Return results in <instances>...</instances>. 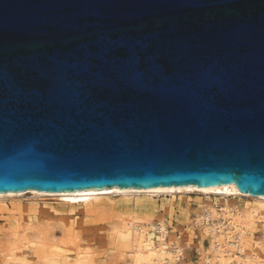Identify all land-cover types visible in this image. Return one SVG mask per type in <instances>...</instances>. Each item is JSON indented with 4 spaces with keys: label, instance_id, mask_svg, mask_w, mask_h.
<instances>
[{
    "label": "water",
    "instance_id": "1",
    "mask_svg": "<svg viewBox=\"0 0 264 264\" xmlns=\"http://www.w3.org/2000/svg\"><path fill=\"white\" fill-rule=\"evenodd\" d=\"M226 184L264 196V0H0V193Z\"/></svg>",
    "mask_w": 264,
    "mask_h": 264
},
{
    "label": "bare ground",
    "instance_id": "2",
    "mask_svg": "<svg viewBox=\"0 0 264 264\" xmlns=\"http://www.w3.org/2000/svg\"><path fill=\"white\" fill-rule=\"evenodd\" d=\"M175 193L185 195L199 193L208 196L213 194L221 196L219 199L226 202L223 205L208 203L195 219V224L200 227L204 235H210L212 232L215 234V239L211 245L212 256L205 254L203 264H262L264 242L260 243L257 241L255 234L257 231L256 217L264 218V196L244 194L233 184L206 188L172 186L149 189H121L113 187L90 188L71 192H40L37 190L2 192L0 193V204L6 200L32 195L33 198L41 200H55L72 209L78 207L93 210V208L103 204L105 200L120 196L122 200L125 199L130 204L134 202L131 205L134 208L139 210L150 209L152 211L155 208V204H153L156 201L155 197L173 195ZM228 197L231 198L229 199ZM237 197L240 199L243 197L251 198L253 200L252 205L243 209L228 203ZM144 200H147L148 203H144ZM48 229L50 228L43 229L41 225H33L29 229H18L10 233L6 243L10 244L8 247L11 252L15 253V256L10 259L5 254V264H29L30 260L27 256L16 257V254L21 255L20 252L17 253L16 251L27 243L29 245L30 243L32 244V253L44 258L43 264H51L47 258V251L58 243L54 242V234H47ZM111 229V240L114 242L116 238H119L130 249L129 264H183L184 251L183 246L179 243L180 237L176 239L171 237L169 239L168 233L170 231L165 219H160L156 222L152 217L142 218L138 215H123L115 221ZM68 233L70 234V231H66V234ZM70 241L68 243H72V246L77 250L75 264H94L90 249L83 248L76 236ZM62 242L66 243L64 240ZM64 246L66 247L65 244ZM3 249L5 248L3 247ZM1 254L3 255L2 252ZM8 259L11 260V263L7 262Z\"/></svg>",
    "mask_w": 264,
    "mask_h": 264
},
{
    "label": "rangeland",
    "instance_id": "3",
    "mask_svg": "<svg viewBox=\"0 0 264 264\" xmlns=\"http://www.w3.org/2000/svg\"><path fill=\"white\" fill-rule=\"evenodd\" d=\"M181 194L175 193L155 197L156 201L153 203L155 208L152 211L134 208L131 206L134 202L130 204L127 200H122L120 196L105 200L103 204L93 208V210L78 207L72 209L55 200H41L33 198L32 195L6 200L0 204V264H5V256L10 259L15 256V253L11 252L8 247L10 244L6 243L9 234L18 229H29L33 225H41L43 229L48 227L50 229H48L47 234H54V242L58 243V246L55 245L47 251V258L51 264H75L77 250L72 246V243H68L75 236L83 248L90 249L94 264H129L130 249L125 246L121 239L116 238L113 242L110 238L112 226L123 215H138L142 218L152 217L156 222L165 219L170 231L168 233L169 239L180 237L179 243L183 246L184 251L182 263L203 264L205 254L212 256L211 245L215 239V234L212 232L210 235H204L200 227L195 224V219L208 203L223 205L226 202L219 199L221 196L213 194L209 196L199 193L182 194V196ZM252 201L249 197L242 199L237 197L228 203L244 209L251 206ZM144 203L147 204V200H144ZM256 220L255 239L263 243L264 218L256 217ZM66 231H70V234H66ZM63 240L66 243H63ZM31 247V243L21 246L16 251L17 253L20 252L21 255L16 254V257L27 256L30 260L29 264H43L44 258L32 253ZM10 259L7 262L11 263ZM262 264H264V257Z\"/></svg>",
    "mask_w": 264,
    "mask_h": 264
}]
</instances>
